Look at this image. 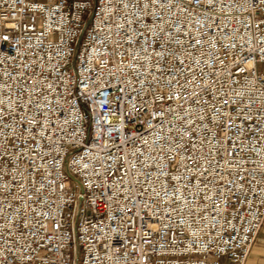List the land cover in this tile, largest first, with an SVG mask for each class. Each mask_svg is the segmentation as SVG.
Wrapping results in <instances>:
<instances>
[{
  "label": "built area",
  "instance_id": "built-area-1",
  "mask_svg": "<svg viewBox=\"0 0 264 264\" xmlns=\"http://www.w3.org/2000/svg\"><path fill=\"white\" fill-rule=\"evenodd\" d=\"M260 65L264 0H0V264H246Z\"/></svg>",
  "mask_w": 264,
  "mask_h": 264
},
{
  "label": "crops",
  "instance_id": "crops-1",
  "mask_svg": "<svg viewBox=\"0 0 264 264\" xmlns=\"http://www.w3.org/2000/svg\"><path fill=\"white\" fill-rule=\"evenodd\" d=\"M246 264H264V230L259 233Z\"/></svg>",
  "mask_w": 264,
  "mask_h": 264
},
{
  "label": "rangeland",
  "instance_id": "rangeland-1",
  "mask_svg": "<svg viewBox=\"0 0 264 264\" xmlns=\"http://www.w3.org/2000/svg\"><path fill=\"white\" fill-rule=\"evenodd\" d=\"M261 68H264V65H260Z\"/></svg>",
  "mask_w": 264,
  "mask_h": 264
}]
</instances>
